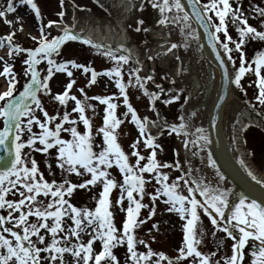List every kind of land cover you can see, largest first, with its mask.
<instances>
[{"label": "snow or ice", "instance_id": "1", "mask_svg": "<svg viewBox=\"0 0 264 264\" xmlns=\"http://www.w3.org/2000/svg\"><path fill=\"white\" fill-rule=\"evenodd\" d=\"M59 3L61 11L57 15L63 18L65 0H59ZM147 5L158 11L157 25H171L179 30L181 42L172 43L168 51L181 46L188 48L190 42H198L199 33L192 26L198 25L203 29L208 47L219 62L222 83L226 86L234 85L243 91L242 79L247 73H254L257 89L255 100L264 105V48L254 49L250 60H246L243 50V46L249 42H264V7H253L252 11L260 18L258 26H253L241 11L240 4L234 6L230 0H207L206 3H201V0H186V3L185 0H147ZM18 6H27L34 13L39 22V36L31 37L37 42L34 48H23L14 43L12 32L0 36V47L6 44L9 56L25 55L22 61L25 66L23 75L27 78L22 90H17L16 84L19 81L13 71V65L5 62L0 70V77L5 78L6 83V90L0 92V210L6 212L0 214V264H120L113 250L125 245L123 264H161L162 261H167V264H181V261L187 258H191L189 264H220V260H213L216 252H202L198 248L208 234L201 224V215L207 217L210 222L212 236L222 232L233 241L230 256L221 258L223 264H243L246 246L250 247L247 253L249 264H264V193L259 198H251L249 194L234 193L231 188L222 186L225 176L217 167L211 153L207 155V164L214 171L215 186L212 182L193 177L190 167L182 175L170 180L169 172L162 169L180 170L181 163L161 162L157 159V149L161 148V145L157 143L158 136L148 131V124L152 123L160 130L158 135L165 132L168 135L175 134L181 139L185 150L191 151L193 156L200 155L208 146L209 138L205 129L197 127L194 132L190 131L191 124L184 115L178 116L179 122L172 123L162 119L158 111L154 120L150 121L148 116L141 118L129 101L127 88L131 86L140 89L148 98L150 110L154 111L155 102L161 100L165 89L162 85L155 84L157 91H149L146 85L153 77L140 76L138 66L128 69V80L124 81V66L129 65L132 59L130 54H119L121 50L128 51L124 45L113 49L111 46L94 43L89 38L75 34L67 25L61 27V34L49 39L47 30L59 22L48 20L44 23L34 0H6V6L0 5V18H5L4 22L11 25L12 21L6 19L7 14L14 13ZM145 6L142 0L141 10ZM229 21L235 27L237 39L229 34ZM143 24L144 21L138 19L135 30L148 32V28H141ZM219 34L223 35V40ZM77 40L97 49L112 62V67L97 72L90 65L80 64L75 60L61 59L58 62L56 57L61 51V46L65 42ZM233 51L238 53V68L235 66ZM224 57H227V60ZM41 62L46 64V69L38 67ZM228 63L233 65L231 74ZM72 69L90 73V78H87L89 87L97 82L99 76L108 77L118 90L119 97H123L122 103L126 111L121 115L124 119L116 115L118 97L115 93L89 97L84 88H80L78 91L83 99L70 94L75 84ZM41 72L45 74L41 76ZM55 73L66 74L69 78L64 91L52 97L60 106H64L65 110L62 114L57 111L55 115H49L43 107L40 94L51 93L49 81ZM180 91L177 89L173 92L168 89L169 95L161 102L168 105L179 100ZM187 99L188 97H185V100ZM70 100L74 102L71 112L77 114L75 117L67 110ZM90 100L105 106L103 123L96 129V135L102 137L99 144L95 142L91 118L86 115L87 109H92L95 114L96 106L88 103ZM37 111L42 114L43 119L37 117ZM191 115L194 116L195 113ZM129 116L130 122L138 132L137 138L130 144V155L135 158V163H130L129 154L118 142L117 130ZM78 124L83 125V131L78 129ZM34 126L39 129L38 132L33 130ZM61 133L68 134L69 138L65 139ZM141 144L150 150L147 156L141 155ZM25 149L28 151H24ZM33 152L48 157L45 163L51 176L55 173L49 160L55 161L61 175L59 182L55 178L51 181L45 178L38 168ZM142 161L146 162L141 163ZM240 163L243 166V161ZM113 167L118 170L122 181L118 182L112 177L109 169ZM72 174L90 178L77 184L68 178ZM145 174H148L147 177ZM247 174L264 187V181L257 180L250 171ZM153 179L157 186L154 191L146 193V185ZM98 185L101 190L98 192V198L93 197L94 209L77 207L66 199V196L71 197L77 188L85 189ZM117 188L119 196L113 203L110 195L113 189ZM10 193L13 196L18 194L19 199L6 198ZM145 195L149 197L151 206L143 203ZM230 195L234 197L231 202ZM41 197L47 198L46 204ZM158 199H162L167 206V212L176 213L184 222L183 243L174 259L167 257L162 251H154L143 239L136 238L135 229L155 215ZM114 207L125 214L120 228L114 222ZM142 209H148L147 216L143 218ZM30 217L34 219L30 221ZM65 217L71 220L67 228ZM157 228L158 224L153 223L152 229ZM82 233H87L89 238L86 241L83 240ZM46 235L49 237L47 243ZM94 242H99L101 246L98 252L94 249ZM138 244L143 245L147 251H138ZM41 253L47 255L42 256ZM66 253L70 254V261L64 258ZM153 257L156 259L153 260Z\"/></svg>", "mask_w": 264, "mask_h": 264}, {"label": "rangeland", "instance_id": "2", "mask_svg": "<svg viewBox=\"0 0 264 264\" xmlns=\"http://www.w3.org/2000/svg\"><path fill=\"white\" fill-rule=\"evenodd\" d=\"M204 3L207 0H202ZM15 2V0H14ZM34 2L38 5L41 15L43 17V22L47 23L48 20L58 21L56 25L52 26L51 29L47 30L48 38L50 39L51 36L61 34V25L66 23L67 25L73 24L77 26L76 19L78 22L81 19L84 20L88 13H94L100 17H105L109 13H116L119 11L120 7H116V3L114 1L109 0H65V16L60 18L57 13L61 11V6L59 0H34ZM117 2V1H116ZM142 0H139V3L136 6L134 11V15L131 16L130 20L128 21L127 31L130 35L129 44H136L138 47V51L140 53V65L137 64L133 59L130 60L129 65L124 66V75L123 79L125 82L128 80V69L131 67H140V76H148L151 75L153 79L148 82L147 88L150 91H157L155 89V84H160L165 89V92L161 94V100L167 98L168 89H172L175 92L177 89H180V99L174 101L168 105H165L161 102V100L156 101V106L159 110L162 111L164 116L169 120L178 121V116L182 115L181 107L184 104V91L182 87V83L177 77L175 76V69L178 65L177 59L173 58L168 62L167 65H163L161 63V58L164 55V52L158 53L155 58L149 59L152 57L149 55L150 48L154 45L155 42L159 41L160 39L154 37L149 31L144 32L143 30L137 32L136 28V21L138 19H142L144 24L141 28H157L156 20L158 19L157 11L152 9L150 5H147V0H144L145 7L141 10ZM231 3L235 6L237 3L241 6V11L245 13L248 17L249 24L253 26H258L259 17L258 15L252 11L254 6L264 7V0H230ZM0 5L6 6V0H0ZM103 5V7L101 6ZM211 14V13H210ZM19 17V19H17ZM77 17V18H75ZM5 18H0V36H5L10 32L14 33L13 42L18 43L23 48H34L36 46V41H33L31 37L39 36V22L35 19L34 13H32L27 6H18L17 10L14 13L7 14L6 19L12 21V24H6L4 22ZM218 22V21H217ZM22 26V30H21ZM258 30H262L259 29ZM228 31L229 34L234 38L237 39V33L235 31V27L229 21L228 23ZM221 40H223V35L219 34ZM230 47H233L230 45ZM264 48V42H249L247 45L243 46V50L245 52L246 60H250L254 55V49H261ZM119 54H125L123 51H120ZM232 55L235 59V63L239 67V59L238 53L236 51L232 52ZM25 55H18V56H9L7 51V45L0 47V70L5 62L10 63L13 65V71L17 74L18 83L16 84L17 90H22V85L26 81V77L23 75L24 65L22 63ZM57 61L59 62L62 60H75L77 63L90 65L94 68L97 72H103L105 69L112 67V62L100 54V52L92 48L90 45L83 44L82 40L77 41H68L65 42L64 45L61 46V51L59 55L56 57ZM38 67L45 68L46 64L41 62V65ZM73 71V79L75 80V84L73 88L70 90V94L76 95L77 98L83 99L81 93L78 91L80 88H84L85 93L87 96H104V95H117L116 103L118 107L116 109V115L124 119L121 115L126 111L125 106L122 103L123 97H119L118 90L115 88L112 81L108 79L106 76H99L97 78V82L92 86H87V78H90V73L85 74L80 69H72ZM45 72H41V76H43ZM264 74V73H262ZM68 77L66 74L63 73H55L54 76L49 81V87L51 89V93L49 95H44L43 93L40 94V98L45 110L49 113V115H55L57 111L61 114L65 110L64 106H60L58 102H56L52 97L57 93H62L64 91V87L68 82ZM174 81V83H173ZM255 75L254 73L250 72L247 73L241 81L243 87V95L248 99L250 102L253 103V106L260 112V114L264 117V105H260L258 101L255 100V94L257 89L254 84ZM6 90V83L5 78L0 77V92ZM15 94V93H14ZM127 94L129 97V101L132 106L137 110L138 115L143 118L144 116H148L150 121L151 119L155 118L154 110H150L149 108V101L148 98L145 97L141 90L135 87L129 86L127 88ZM182 102V103H181ZM88 103L94 104L95 114H93L92 109H87L86 115L91 118L92 121V130L93 135L95 136V142L97 144L101 143L102 137L96 135V129L100 127L103 123V109L104 105L99 104L98 101L90 100ZM74 107V102L69 101L67 104V110L71 114V116H77L76 113H72L71 109ZM37 117L43 119L42 114L37 111L35 113ZM58 122V121H57ZM53 125H50V127ZM67 127V125H65ZM0 127H2V121H0ZM78 129L83 131V125L78 124ZM247 128V127H246ZM34 131H39L38 128L34 126ZM248 130V131H247ZM246 138L248 140L249 134H251V138L249 139L248 146L254 151L256 155V159H252L254 165L257 166L259 170H261L262 174H264V130L261 126H252L250 125L247 129ZM118 142L121 144L123 150L129 154L130 163H135V158L130 155L132 149L130 148V144L133 140H135L138 136V132L135 126L130 122V116L128 119L124 120V123L120 125L118 128ZM148 131L153 134L154 136H158L157 143L161 145V148L157 149V159L161 162H168L174 163L179 161L181 163L180 174L176 169H162V171H168L170 174V180L175 179L176 176L182 175L185 171L184 166L186 167L183 154L180 153L178 150L181 148V143L178 142V138L175 134L168 135L166 132L165 134L158 135L155 132V129H151L148 124ZM157 131V130H156ZM252 132V133H251ZM249 133V134H248ZM61 135L67 139L69 138L68 134L61 133ZM247 147V143L245 145ZM176 150L175 152L173 150ZM98 151V149H96ZM24 151H28L25 149ZM54 151V150H50ZM139 151L141 155L147 156L149 151L145 149L141 144ZM181 152V149L179 150ZM32 155L38 162V168L41 172L44 173L45 178L51 181L55 178L58 182L61 180V175L59 169L56 168V164L54 160H49L52 164L53 172L55 173L54 176L48 174V170L46 167L45 161L48 160L42 153L33 152ZM178 156V157H177ZM146 161H142L144 163ZM112 177L115 178L118 182L122 181V177L119 174L118 170L113 167L109 169ZM148 174H145L147 177ZM73 183H80L84 179L90 178L89 176L84 177H77L75 174H72L68 177ZM155 185L154 179L146 185V193L154 191ZM101 190V186L92 187L89 186L85 189H75L74 193L71 197H67L66 199L69 200L70 203L73 205L80 207V208H89L94 209L95 207V200L93 197L98 198V192ZM119 196V189H113L110 199L114 201ZM8 199H19V195L13 196L11 193L6 197ZM44 199L45 204L47 203V198L41 197ZM143 203L149 204V197L147 195L144 196ZM151 206V205H150ZM124 207H127V201H124ZM166 205L163 203L162 199H158L156 201V211L155 215L150 219L147 220L143 225L139 226L135 229L136 238L143 239L148 246L156 252H164L165 255L169 258L174 259L178 256V249L182 246L183 243V221L180 220L179 216L176 213H169L167 212ZM115 213L114 222L118 228L122 225V220L124 219V213L119 211L117 208L112 209ZM148 209L141 210V218L147 216ZM0 214H6L5 210H0ZM15 215V214H14ZM30 221L34 218L30 217ZM65 220V227L67 228L68 225L71 224V220L67 217L64 218ZM157 223L158 228L152 229V224ZM201 224L207 231V235L204 237V240L201 245H198V248L202 252H216V256L213 257V260H220V264H223V260L221 259L224 256H230L231 254V244L232 240L227 238L224 233L217 232L215 236H212V226L208 221L207 217L201 215ZM151 229V231H149ZM43 233L44 230H41ZM82 238L86 241L89 237L87 233H82ZM154 238V239H153ZM35 240V237H33ZM74 240V238H72ZM49 241V237L46 235L45 243ZM219 242V249H217V244ZM99 242H94V249L95 251L100 250ZM138 251H147V249L143 245H137ZM114 254L120 260V264H123V260L126 255V245L123 247H117L114 250ZM250 251V247L246 246L245 249V259L243 264H249V256L247 253ZM42 256L47 254L41 253ZM66 260H71L70 254H65L64 257ZM153 260L156 257L152 258ZM191 258L184 259L181 261V264H189ZM161 264H167V261H162Z\"/></svg>", "mask_w": 264, "mask_h": 264}, {"label": "bare ground", "instance_id": "3", "mask_svg": "<svg viewBox=\"0 0 264 264\" xmlns=\"http://www.w3.org/2000/svg\"><path fill=\"white\" fill-rule=\"evenodd\" d=\"M110 1H114L116 3V7H120L118 12L109 13L105 17H100L90 12L86 15L84 20L81 19L80 22H78L77 19L75 20L77 26L73 24L67 25L64 23L61 27L67 25L75 34L81 37L89 38L94 43L111 46L113 49H116L118 45H124V47L128 50L125 53L130 54L136 62H141L138 47H136L135 44H129L130 35L127 31L128 26H126L131 16L134 15V11L139 3V0H109V2ZM157 14L159 18L158 11ZM156 26L157 28H150L149 32L160 40L155 42L150 48L149 55L155 57L158 53L164 52V55L161 58V63L163 65H167L170 60L173 58L177 59V57H179V59H177L178 65L175 69V76L177 79H182V83H184L185 89L188 93V102L186 101L185 103L183 115L187 117L191 124L190 131L194 132L195 128L204 126L208 109H204L202 105V100L205 97L206 83L208 81L206 79V62L203 60L205 57L199 56L198 44L196 41L190 42L188 48L181 46L168 51V48L172 43L181 42L179 30L178 28H175V26L171 25L168 27L159 25ZM192 26L194 27V25ZM170 28L173 30L170 31ZM195 77L199 78V83L195 82ZM218 78L219 70L215 67L212 98L218 87ZM235 89L236 92L230 93L229 101L225 109L226 116L229 115L230 127L233 128L237 120L239 127H244L247 124L264 126L262 118H258L252 110L243 108L244 103L239 99V95L237 93L238 89L236 87ZM212 98L208 101V103L212 101ZM191 113H195V115L192 116ZM161 118L165 119L163 116ZM169 123L172 122L169 121ZM151 125L153 126V124ZM154 129L157 128L154 127ZM179 141L181 143L183 156L187 158V164L192 167L193 177L204 179L205 182H212L215 186L216 177L214 171L210 169L207 164V155L209 153L208 146L205 150L201 151L200 155L193 156L191 151L185 150L181 139H179ZM192 150L194 151L195 149L192 148ZM201 157H203V159H201ZM242 161L245 171H250L257 178V180L264 181V174H261L262 176L258 175L250 159L244 158ZM222 186L229 187L226 177ZM232 200H234V197L230 195V202Z\"/></svg>", "mask_w": 264, "mask_h": 264}, {"label": "water", "instance_id": "4", "mask_svg": "<svg viewBox=\"0 0 264 264\" xmlns=\"http://www.w3.org/2000/svg\"><path fill=\"white\" fill-rule=\"evenodd\" d=\"M194 28H196L199 33V41H196L198 44L199 56H204L205 58L203 60L206 62V79L208 81L206 83L205 97L202 100V105L204 109L208 108L203 128L209 138V153L212 154L213 159L217 162V167L226 177L229 183L228 188H231L234 193L244 192L249 194L251 198H259L261 194L264 193V187L253 181L242 169L238 160L233 155L226 132L227 116L225 114V109L229 101L230 93L236 92L235 86L231 84L226 86L222 83V72L218 66L219 62L215 59V54L212 53L211 49L208 47L207 40L204 38L203 29L199 28L196 24H194ZM224 59L227 60V57H224ZM227 66L231 74L233 65L228 63ZM215 67L219 70V78L218 87L212 98ZM211 98L212 101L208 103ZM190 168L192 169V167Z\"/></svg>", "mask_w": 264, "mask_h": 264}]
</instances>
